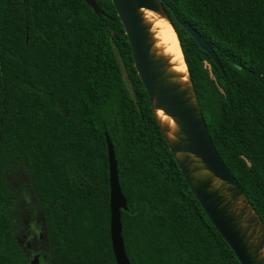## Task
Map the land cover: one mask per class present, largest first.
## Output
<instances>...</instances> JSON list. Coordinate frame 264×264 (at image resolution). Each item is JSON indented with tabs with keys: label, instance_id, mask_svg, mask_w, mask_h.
<instances>
[{
	"label": "trees",
	"instance_id": "trees-1",
	"mask_svg": "<svg viewBox=\"0 0 264 264\" xmlns=\"http://www.w3.org/2000/svg\"><path fill=\"white\" fill-rule=\"evenodd\" d=\"M96 2L104 13L0 0V264H31L42 224L43 263L117 264L107 136L132 264H241L167 144L113 1ZM164 5L214 144L264 220V0Z\"/></svg>",
	"mask_w": 264,
	"mask_h": 264
},
{
	"label": "water",
	"instance_id": "water-1",
	"mask_svg": "<svg viewBox=\"0 0 264 264\" xmlns=\"http://www.w3.org/2000/svg\"><path fill=\"white\" fill-rule=\"evenodd\" d=\"M85 1L98 14L104 13L96 0ZM112 1L157 122L191 190L240 263L264 264V220L216 148L189 72L174 68L171 56L159 45L154 22L146 14L147 10L154 11L173 26L164 0ZM182 24L222 68L206 39L188 23ZM159 111L168 119L160 116ZM107 142L113 251L117 264H132L122 235L121 210L128 208L127 199L119 181L114 145L108 136ZM31 264L47 263L40 262L39 255H35Z\"/></svg>",
	"mask_w": 264,
	"mask_h": 264
},
{
	"label": "bare ground",
	"instance_id": "bare-ground-1",
	"mask_svg": "<svg viewBox=\"0 0 264 264\" xmlns=\"http://www.w3.org/2000/svg\"><path fill=\"white\" fill-rule=\"evenodd\" d=\"M146 14L154 22L153 29L158 38L159 45L166 49V53L171 56L174 68L180 72L188 73L180 41L173 26L164 18H160L154 11L147 10ZM187 78V77H186ZM160 116L168 119L163 111H159ZM172 122V121H171Z\"/></svg>",
	"mask_w": 264,
	"mask_h": 264
},
{
	"label": "flooded vegetation",
	"instance_id": "flooded-vegetation-1",
	"mask_svg": "<svg viewBox=\"0 0 264 264\" xmlns=\"http://www.w3.org/2000/svg\"><path fill=\"white\" fill-rule=\"evenodd\" d=\"M42 239H43V236L41 234H39V236L35 235L33 237V239L31 238V240H29L28 242L25 243L26 244V252L28 253V255H32V258L35 255H39L40 262H42V258L45 257V254H43V250H46L48 247L47 238H45L44 240H42ZM22 242L24 243L23 240H22Z\"/></svg>",
	"mask_w": 264,
	"mask_h": 264
},
{
	"label": "rangeland",
	"instance_id": "rangeland-1",
	"mask_svg": "<svg viewBox=\"0 0 264 264\" xmlns=\"http://www.w3.org/2000/svg\"><path fill=\"white\" fill-rule=\"evenodd\" d=\"M124 76L127 77L126 73H124ZM29 228V227H28ZM39 234L43 235V239L44 240L46 238V235H45V229H44V225L42 224V226L40 228L37 229V231L32 235V239L33 237L36 235V236H39Z\"/></svg>",
	"mask_w": 264,
	"mask_h": 264
}]
</instances>
